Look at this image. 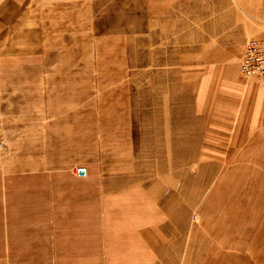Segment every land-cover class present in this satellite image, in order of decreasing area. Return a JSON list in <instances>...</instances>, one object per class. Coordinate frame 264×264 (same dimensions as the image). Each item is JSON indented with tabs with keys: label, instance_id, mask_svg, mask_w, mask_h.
Here are the masks:
<instances>
[{
	"label": "rangeland",
	"instance_id": "1",
	"mask_svg": "<svg viewBox=\"0 0 264 264\" xmlns=\"http://www.w3.org/2000/svg\"><path fill=\"white\" fill-rule=\"evenodd\" d=\"M262 35L264 0H0V264H264V126L199 93L264 88Z\"/></svg>",
	"mask_w": 264,
	"mask_h": 264
},
{
	"label": "crops",
	"instance_id": "2",
	"mask_svg": "<svg viewBox=\"0 0 264 264\" xmlns=\"http://www.w3.org/2000/svg\"><path fill=\"white\" fill-rule=\"evenodd\" d=\"M216 68L218 69L203 80L199 91L202 96L200 112L203 123L217 129L229 126L241 134L251 135L256 128L264 126V88L255 84L248 96L244 95L237 78H226L224 69L221 66ZM212 78L215 79L214 82Z\"/></svg>",
	"mask_w": 264,
	"mask_h": 264
},
{
	"label": "built area",
	"instance_id": "3",
	"mask_svg": "<svg viewBox=\"0 0 264 264\" xmlns=\"http://www.w3.org/2000/svg\"><path fill=\"white\" fill-rule=\"evenodd\" d=\"M238 71L247 79H264V35L245 43Z\"/></svg>",
	"mask_w": 264,
	"mask_h": 264
}]
</instances>
